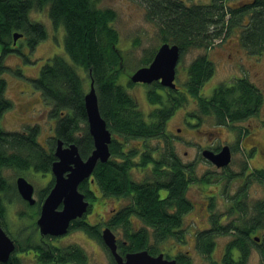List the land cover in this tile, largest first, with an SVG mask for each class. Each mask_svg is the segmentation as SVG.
Masks as SVG:
<instances>
[{"label": "trees", "instance_id": "obj_1", "mask_svg": "<svg viewBox=\"0 0 264 264\" xmlns=\"http://www.w3.org/2000/svg\"><path fill=\"white\" fill-rule=\"evenodd\" d=\"M233 1L211 0L208 4L187 6L181 0H148L146 20L156 25L162 43L176 44L181 55L191 48L207 49L215 40L236 30L241 46L250 55L263 54L264 0H247L237 6L228 4ZM31 10H45L50 24L61 27L64 34V54H54L47 59L33 80V89L41 93L49 106V117L56 122L55 137L45 150L37 141L36 126L8 132L1 128L0 122V169L13 168L21 173L32 168L48 173L55 161L53 151L57 139L66 146L75 144L81 157L87 158L93 141L87 129L84 96L92 80L100 115L106 128L112 131L110 158L96 165L89 180L83 181L79 190L90 201L94 194L89 192V185H96L103 197L126 200L113 222L114 226L123 228L133 251L149 247L150 236L164 240L180 225V216L189 205L184 197L187 185L195 182L194 167L183 164L166 141L170 139L165 131L166 121L188 95L196 96L200 116H212L219 125L257 116L264 101L261 91L242 77L232 84L217 85L210 97L202 98L200 89L214 75L213 63L202 55L187 67L182 91H171L153 83L146 94L148 104L154 107L145 115L136 100L128 95L126 85L117 84L126 57L117 47L118 36L112 26L114 13L98 9L94 0H0V74L8 69L3 63L4 57L11 52L17 53L13 47L14 33L22 34L21 38H26L31 48L47 37L44 25L30 19ZM155 53L152 52L143 65H148ZM126 84L132 85L130 81ZM5 89L6 82L1 78L0 119L11 108ZM261 121L264 128V117ZM153 137L165 141L166 148L158 158H153L157 151L145 145L143 151L130 146L132 140ZM147 166H151L152 173L145 174L142 182L132 180L134 168ZM6 190L5 180L0 175V193ZM161 191L165 193L163 196ZM256 207L263 216L264 201ZM4 213V200L0 196V219ZM132 219H137L140 225L134 227ZM257 220L264 221V218L257 217ZM97 226L78 219L71 227L84 230L99 240ZM80 252L73 247L68 255L71 260L80 262L84 258ZM46 258L47 252L41 251V259ZM7 264L20 263L10 256Z\"/></svg>", "mask_w": 264, "mask_h": 264}, {"label": "rangeland", "instance_id": "obj_2", "mask_svg": "<svg viewBox=\"0 0 264 264\" xmlns=\"http://www.w3.org/2000/svg\"><path fill=\"white\" fill-rule=\"evenodd\" d=\"M94 1L98 9H107L114 13L112 26L118 36L117 47L121 55L126 57L117 84L126 85L128 95H131L136 100L140 110L147 115L154 106L148 104L146 93L155 82L150 83V85L132 82V85H127L126 83L129 81V76L133 70H137L140 66L146 67L150 65L151 62L148 65H143V63L146 59H149L152 52H157L159 46L163 44L162 37L156 25L146 20L148 0ZM181 1L185 5L190 6V4H208L211 0ZM244 1L247 0H234L228 4L237 6ZM30 19L44 25L47 37L32 48L28 45L26 38L18 39L13 46L17 50V53L11 52L4 57L3 63L8 69L0 74V79L2 78L6 82L5 97L7 100H10L11 108L3 113L0 122L1 128L8 132L25 131L28 128H35L36 126L38 131L37 141L47 150L51 145L50 142L53 143L52 138L55 137L54 128L56 122L49 117V106L42 99L41 93L35 88L33 89V80L47 59L52 58L54 54H64V34L61 27L55 28L53 24H50L45 10H31ZM202 55H205L214 66V75L204 83L199 91V95L202 98L210 97L217 85L232 84L236 81L235 79L244 77L256 89L261 91L264 100V53L256 56L250 55L241 46L238 30L228 34L221 40H215L207 49L191 48L182 55L180 50L179 62L176 66V75L174 78L178 90H183L184 81L187 77V67L194 59ZM263 117L264 101L257 116H248V118L240 121L237 120L234 123L227 122L225 125H219L214 122L212 116L199 115L197 112L196 96L193 97L190 95L185 97L183 105L176 109L173 116L166 121L165 131L170 138L166 141L174 148L176 156L179 157L183 164L194 166L193 177L195 178V182L187 185V190L184 195L186 200L189 199L193 202H198L197 200L201 199L198 194V190H202L201 187L214 190L216 187H213L212 184L218 186L219 183L224 182V178L218 182L221 172H216V166L202 156V151L207 150V148L215 151L217 149L221 150L224 146H230L232 147V154L234 155L232 159L230 158L231 161L229 164L236 166L252 165L258 169L264 167V128L262 126L263 121H261ZM109 132L111 134L112 131ZM112 136L121 140L116 134ZM143 145L157 151L154 153L153 158H158V155L166 148L165 141L156 137L142 141L132 140L130 142V146H135L140 149H142ZM64 147L67 146L64 145ZM253 147L255 149H252ZM92 149L91 152L93 151ZM251 150H255L254 153L256 155L250 158L249 151ZM142 151L140 150V152ZM17 172L13 168L5 167L4 169H0V175L4 178L7 186V190L0 193L5 207V213L2 219H0V222L2 221L1 226L7 236L11 235L13 238L20 240V248L24 245V237L26 236L32 243V246L36 247L38 244L34 242V239L40 237L38 235L39 228L35 225V208L29 206L24 208L20 197L15 191L16 176L21 174L20 176L29 178V183L35 186L37 191L35 195L38 200L42 198V192L38 191V189L45 188L47 183V186H50V182L48 181L52 173H39V171L36 172L34 170H27L21 173ZM150 173H152L151 166L134 168L131 172V178L137 182H142L145 174ZM248 184L250 186L251 227L256 228L253 233L254 235L260 233L261 236H258L260 238L259 245L256 244L258 243L256 241L252 243V248L248 244V255H246V259L243 261L244 264H264V221H258L257 217L260 216L255 214V211H257L256 206H259L264 201V178L259 177L255 181V178L250 176L248 178ZM88 190L94 194L92 201L89 200L93 204L85 213L84 217H82V220L86 219L87 223L94 226H97L98 224L96 223L100 222L104 217L106 219L113 208L119 211L127 203L125 199L103 197L101 192H98L96 185H89ZM79 192L83 193L80 190ZM164 194V191L160 192L161 196ZM195 207L197 206L195 205ZM61 208L62 204L57 208V211H60ZM186 220L183 226L184 228L186 225V227L189 224L192 225L190 220ZM226 222L230 224L231 219H228ZM132 223H134L132 225L135 227L139 226L140 222L137 219H132ZM98 231L100 235V226ZM111 231L113 234H116L119 241L125 240L123 228L112 226ZM233 236L234 234L224 233L220 237L214 238L218 242V245L212 258H216L219 255V250L223 243L228 244L234 240ZM52 238H46V243L51 245L52 242L54 244L57 242L60 244L64 257L67 255V252L69 254V251L73 247H76L81 251L80 255L87 258L88 264H109V256L101 239L92 238L79 228H72L66 235L61 236L60 240L54 241ZM190 245L191 241L189 238H185V242H176L175 240H168V242L159 244H155L150 240L148 242V248L150 250H156L157 252L162 248L163 250L166 249L168 252H171L176 247V249L182 250L184 256H187L184 252L186 250L193 253ZM23 252L16 251L12 257L17 258L20 264H36L33 260H30L29 254L26 255ZM201 259L202 261L199 255L195 254L194 256L191 255L190 261L192 264L209 263L211 261L205 255H202ZM69 264H75V261H71Z\"/></svg>", "mask_w": 264, "mask_h": 264}, {"label": "flooded vegetation", "instance_id": "obj_3", "mask_svg": "<svg viewBox=\"0 0 264 264\" xmlns=\"http://www.w3.org/2000/svg\"><path fill=\"white\" fill-rule=\"evenodd\" d=\"M176 90H178V88H176ZM229 148L232 159L234 154H232L233 153L232 147L229 146ZM252 149H255V147H253ZM219 150L220 149H217L213 152L217 153ZM254 151L252 150L249 151L250 158L256 155ZM29 171H33V170L29 169ZM216 172L219 173L221 172L218 182L223 178H224V182L219 183L218 186L212 184L213 187H216L214 190L201 187L202 190H198L199 198H201L197 200L198 202L195 201L193 202L189 199L186 200L189 203L187 211L183 212L182 215L180 216V225L178 226L177 229L172 230V232H174L172 235H169L164 240H156L153 236H150L148 239V242L150 240L155 244H159L162 242H168V240H175L176 242L177 241L185 242V238H189L191 241L190 246L191 249L193 250V253H190L189 251L186 250L184 252L187 254V256H184L182 250L176 249V247L171 252H168L166 249L163 250L162 248H160V250L156 252V250L155 251L150 250L148 247L146 249L133 251L129 247L130 244L128 240L125 239L124 241H119V238L116 236V234H114L116 238V242H115L116 253L121 256L122 261L125 262L127 253H137L139 251H146L152 257H158V255H162L163 259L167 260L168 262L173 261L175 264H192L190 258L191 255L194 256L195 254L199 255L201 261H202L201 259L202 255H205L206 257L211 259L209 263L202 262L201 264H244L243 260H245L246 255H248V250H249L248 244L251 246V248H252V243L254 241L258 242L256 244L259 245L260 238L258 236H261L260 233L258 235H254L253 233L256 229L251 227L252 226L250 221L251 207L249 203L250 186L248 184V178L250 176H253L255 178V181H257L259 177L261 178L263 176L261 172H264V167L258 169L252 165L236 166V165L228 164V166L225 167H216ZM48 173H50V170L48 171ZM20 175L21 174H18L16 178ZM23 177L26 179V181L30 182L28 177L27 178L25 176ZM48 182H50L49 183L50 186H47L48 185L47 183L45 188L38 189V191L42 192V198L38 200H37V196L35 195L37 191L35 189L34 184H32L34 187L33 197L35 200L34 204L32 205L26 203L21 198V196H19L15 185V191L17 195L20 197L24 208H27V206L35 208V214H34L35 225H36V221L39 218L42 203L44 199L47 197L49 190L54 185V179L52 174ZM88 202L90 203L89 200ZM92 204L93 203H90L89 208L92 206ZM195 205L197 207H195ZM172 207L175 208L174 205ZM117 212L118 210L116 208H113L110 211V214H108L106 219L104 217L100 222L96 223L100 226L101 232L104 230V228H109L110 230H112V226H114L115 224L113 222V219L114 216L118 214ZM255 214L259 215L260 218H263L258 210L255 211ZM186 219L190 220L192 222V225L189 224L188 227H186L187 226L186 225L184 228L183 226L185 221H187ZM228 219H231L230 224L226 222ZM80 221L81 222L84 221L85 223H87L86 219L85 220L80 219ZM87 224L90 226H94L89 223ZM1 225H2V221H1ZM71 229L72 227L69 229V231ZM81 231L83 232L84 230ZM84 233L87 234L85 231ZM224 233L234 234L233 236L234 240H232L228 244L223 243L219 250L220 251L219 255H217L216 258H212L213 255L215 254V249L217 248L218 245V242L214 240V238L220 237L221 234ZM38 235L40 238L38 239L35 238L37 241L34 239V242H37L38 244L36 245V247L32 246V243L26 236L24 237L25 238L24 245L22 246V248H20V240L13 238L11 235L8 236L10 239L14 241L15 244L14 252L24 251L23 253H25L26 255L29 254L30 260H33L36 264H61V263L69 264L71 261H75V264H88L86 257H84L83 261L80 262H76L75 259L71 260L68 255V252L67 255L64 257L61 252L62 249L61 245L58 244L57 242L56 244L52 242L51 245L46 243V238H50V237L41 235L39 233V229H38ZM60 238L61 237H53L52 239H54V241H57L60 240ZM100 239H101V235H100ZM105 249L107 250V254L109 256V264H118L114 256L110 253V250L106 247V245H105ZM41 251L47 252V258L44 260L41 259ZM13 253L10 256H12Z\"/></svg>", "mask_w": 264, "mask_h": 264}, {"label": "water", "instance_id": "obj_4", "mask_svg": "<svg viewBox=\"0 0 264 264\" xmlns=\"http://www.w3.org/2000/svg\"><path fill=\"white\" fill-rule=\"evenodd\" d=\"M12 36L15 44L22 37V34L14 33ZM179 55L180 50L176 44H161L150 61V65L135 70L129 76V81L147 85L157 82L160 86L170 90L176 89L174 78ZM89 86V90L84 96V108L88 133L93 139V151L90 156L83 159L74 144L64 147L62 141L56 140L53 151L55 161L50 168L54 185L43 201L39 218L36 221L39 233L43 236L61 237L69 231L71 222L82 219L88 211L90 203L85 194L79 192V186L83 181L89 180L98 163L109 161L111 134L106 128L105 120L100 116L98 98L92 80ZM202 156L216 167H225L230 162V148L224 146L217 153L207 149L202 152ZM15 185L19 196L26 203L34 204L33 185L22 176L16 178ZM61 204L62 208L57 211ZM100 235L103 245H106L110 250L118 264H175L173 261L168 262L163 259L162 255L152 257L146 251L127 253L126 260L123 262L121 256L116 253V238L111 230L104 228ZM14 248V241L6 235L0 222V264L9 262L10 255L15 250Z\"/></svg>", "mask_w": 264, "mask_h": 264}]
</instances>
